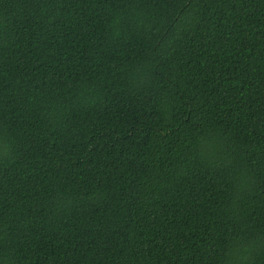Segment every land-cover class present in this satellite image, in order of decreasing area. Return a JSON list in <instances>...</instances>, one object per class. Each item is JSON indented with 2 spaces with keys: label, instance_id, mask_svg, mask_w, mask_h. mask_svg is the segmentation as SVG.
Masks as SVG:
<instances>
[{
  "label": "trees",
  "instance_id": "obj_1",
  "mask_svg": "<svg viewBox=\"0 0 264 264\" xmlns=\"http://www.w3.org/2000/svg\"><path fill=\"white\" fill-rule=\"evenodd\" d=\"M0 264H264V0H0Z\"/></svg>",
  "mask_w": 264,
  "mask_h": 264
}]
</instances>
